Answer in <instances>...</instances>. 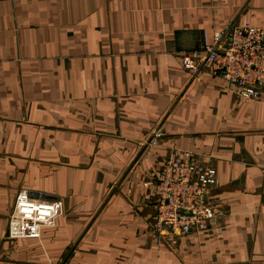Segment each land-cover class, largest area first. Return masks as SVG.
Returning <instances> with one entry per match:
<instances>
[{
  "label": "crops",
  "instance_id": "crops-1",
  "mask_svg": "<svg viewBox=\"0 0 264 264\" xmlns=\"http://www.w3.org/2000/svg\"><path fill=\"white\" fill-rule=\"evenodd\" d=\"M230 22L264 26V0H0V264H264V89L182 64ZM174 150L216 167L217 213L160 246ZM21 191L63 203L40 238L7 237Z\"/></svg>",
  "mask_w": 264,
  "mask_h": 264
},
{
  "label": "built area",
  "instance_id": "built-area-1",
  "mask_svg": "<svg viewBox=\"0 0 264 264\" xmlns=\"http://www.w3.org/2000/svg\"><path fill=\"white\" fill-rule=\"evenodd\" d=\"M182 62L194 75L209 65L243 98H259L264 89V26L230 22L226 30L205 44L203 53L186 52ZM217 175L214 167L196 162L192 152H170L159 170L154 191L156 209L150 225L154 241L208 230L216 216L211 192ZM62 214L61 200H40L21 191L9 216V237L40 238L45 228L56 226Z\"/></svg>",
  "mask_w": 264,
  "mask_h": 264
},
{
  "label": "rangeland",
  "instance_id": "rangeland-1",
  "mask_svg": "<svg viewBox=\"0 0 264 264\" xmlns=\"http://www.w3.org/2000/svg\"><path fill=\"white\" fill-rule=\"evenodd\" d=\"M234 23V22H233ZM229 25V24H228ZM228 27V26H227ZM226 27V28H227ZM226 30V29H225ZM224 31V30H223ZM222 32V31H221ZM220 33V32H219ZM218 34V33H217ZM182 64H183V62H182ZM203 69V68H202ZM187 70V69H186ZM189 71V70H188ZM190 72V71H189ZM192 73V72H191ZM193 74V73H192ZM194 75V74H193ZM198 75V74H197ZM261 95V94H260ZM260 97V96H259ZM247 99V98H246ZM257 99H259V98H256V99H249V100H257ZM190 152V151H189ZM193 154V153H192ZM194 155V154H193ZM195 159V158H194ZM196 161V160H195ZM197 162V161H196ZM202 166V165H201ZM209 166H212V165H209ZM212 167H214L215 169H216V167L215 166H212ZM217 170V169H216ZM218 173V172H217ZM156 187V186H155ZM154 187V189H153V195H154V191H155V188ZM214 188V187H213ZM213 188H212V190H213ZM154 197H155V195H154ZM213 200V199H212ZM155 202H156V199H155ZM213 203H214V201H213ZM215 204V203H214ZM215 206V205H214ZM215 208H216V206H215ZM155 209H156V205H155ZM216 213H217V208H216ZM153 218V217H152ZM152 220L153 219H151V221H150V225L152 224L153 225V222H152ZM213 220V219H212ZM212 222V221H211ZM211 224V223H210ZM8 226H9V221H8ZM193 234V233H192ZM151 235H152V238H153V242L155 243V244H157V245H171V244H173L174 243V236L173 235H170V236H168V238L167 239H162L161 240V242L160 243H157L156 241H154V236H153V233H151ZM183 235H187V234H183ZM189 235V234H188ZM194 235H197V234H194ZM178 236H182V235H178ZM7 237H9V231L7 230ZM10 238V237H9ZM12 238V237H11ZM13 240H17V239H24V238H12Z\"/></svg>",
  "mask_w": 264,
  "mask_h": 264
}]
</instances>
